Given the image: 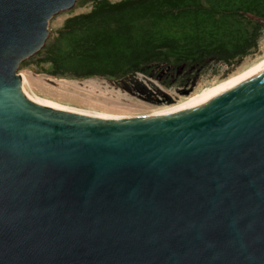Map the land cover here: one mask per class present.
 Wrapping results in <instances>:
<instances>
[{"label": "water", "instance_id": "95a60500", "mask_svg": "<svg viewBox=\"0 0 264 264\" xmlns=\"http://www.w3.org/2000/svg\"><path fill=\"white\" fill-rule=\"evenodd\" d=\"M77 0H0V264H264V63L180 112L101 119L20 64Z\"/></svg>", "mask_w": 264, "mask_h": 264}, {"label": "trees", "instance_id": "16d2710c", "mask_svg": "<svg viewBox=\"0 0 264 264\" xmlns=\"http://www.w3.org/2000/svg\"><path fill=\"white\" fill-rule=\"evenodd\" d=\"M77 6L87 10L65 19L18 70L127 89L143 76L165 91L156 89L158 104L171 107L202 91L214 68H226L209 79L217 84L246 69L245 61L264 57V0H77Z\"/></svg>", "mask_w": 264, "mask_h": 264}, {"label": "rangeland", "instance_id": "374dc122", "mask_svg": "<svg viewBox=\"0 0 264 264\" xmlns=\"http://www.w3.org/2000/svg\"><path fill=\"white\" fill-rule=\"evenodd\" d=\"M85 10L87 9H81L76 4L75 8L71 11L60 13L55 16L49 23V36H51L65 19L84 12ZM259 51L262 53L264 52V35L261 39ZM262 59H264V57ZM261 60L255 63H252L253 61L251 60L245 61L244 64L247 65L246 69L217 84H212V82L209 83V79L214 74L223 75L226 68L223 66L214 68V73L208 74L210 78L203 80L205 84L202 91L182 102H176L177 105L171 107L162 103L158 104L156 96L161 92L156 89L163 92L165 91L159 85L146 80L143 76H138L137 81L141 85H137V88L136 86L133 88H131V86L128 87L132 89L131 91L130 89L118 85V83L108 82L102 79L69 80L52 78L48 75L38 73L34 68L20 69L18 70V75H22L25 78L31 92L41 100L53 102L61 107L70 108L91 116L137 119L161 114L180 107L213 87L226 81L236 79L244 72L256 66ZM167 93L177 101L178 94L174 89L167 91Z\"/></svg>", "mask_w": 264, "mask_h": 264}, {"label": "bare ground", "instance_id": "6f19581e", "mask_svg": "<svg viewBox=\"0 0 264 264\" xmlns=\"http://www.w3.org/2000/svg\"><path fill=\"white\" fill-rule=\"evenodd\" d=\"M262 63H264V59H262L260 62H258L256 64V66L252 67L250 70L244 72L242 75H240L239 77H237L236 79H233L232 81H226L224 83H221L215 87H213L212 89H210L209 91L203 93L202 95L196 97L195 99H193L192 101L174 108L172 110H168L164 113L161 114H157V115H153V116H149V117H144V118H151V117H158V116H162V115H168V114H172V113H176V112H180L183 110H187L190 108H193L195 106L201 105L207 101H209L210 99H213L219 95H221L224 91H226L227 89H229L231 86H233L236 82H238L240 79H242L245 75H247L249 72H251L252 70H254L256 67H258L259 65H261ZM19 79L23 85L24 90L31 96H33L36 99H39L38 97H36L30 90L29 85L27 84V81L25 80V78L22 75H18ZM41 100V99H39ZM70 109V108H67ZM73 110V109H70ZM76 111V110H73ZM78 112V111H77ZM94 117H98L101 119H117V118H112V117H106V116H94ZM137 119H143V118H137Z\"/></svg>", "mask_w": 264, "mask_h": 264}]
</instances>
